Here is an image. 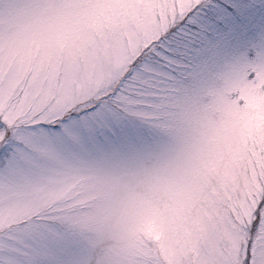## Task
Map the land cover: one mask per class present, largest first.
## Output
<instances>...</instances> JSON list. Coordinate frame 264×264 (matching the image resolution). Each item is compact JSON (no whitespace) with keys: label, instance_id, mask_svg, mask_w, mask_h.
<instances>
[{"label":"snow or ice","instance_id":"1","mask_svg":"<svg viewBox=\"0 0 264 264\" xmlns=\"http://www.w3.org/2000/svg\"><path fill=\"white\" fill-rule=\"evenodd\" d=\"M0 264H264V0H0Z\"/></svg>","mask_w":264,"mask_h":264}]
</instances>
